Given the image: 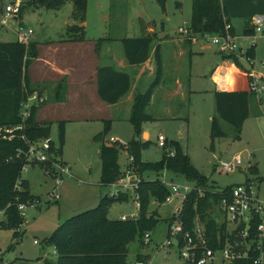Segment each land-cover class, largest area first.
Instances as JSON below:
<instances>
[{"label":"rangeland","instance_id":"rangeland-1","mask_svg":"<svg viewBox=\"0 0 264 264\" xmlns=\"http://www.w3.org/2000/svg\"><path fill=\"white\" fill-rule=\"evenodd\" d=\"M232 1L237 3V0ZM8 6L13 9L19 7V14L6 17L5 9ZM235 7V15L232 18L240 21L252 16L254 12L251 5L247 3L244 6L236 4ZM191 8L192 0H87L83 24L85 40L93 49L95 41L108 38L111 44L122 52L121 39L141 36L139 19L145 22L146 27H155L157 35L162 39L166 36L175 39L179 27L190 25ZM72 10L71 2H66L58 11H52L38 3H32L31 0H0V42L18 41L16 32L20 28L31 30L33 34L28 43L36 44L37 58L47 59L52 51L45 47L46 44L57 41L61 39V34H66L64 24L66 22L73 24ZM14 17L17 18L16 21ZM2 20H5V25H1ZM59 51L50 58H58L64 54ZM81 54L84 55V49L76 46L64 57L67 56L70 61L69 66L75 68L76 58L72 59L71 55L77 57ZM185 59L187 66L189 65L187 75L190 76L191 89L187 112H181L180 117L173 119L172 117L177 115L174 113L175 110L171 116L166 113L165 104L160 103V99L156 98L152 102L146 112L153 120L142 124L141 137L147 134V140L150 142L149 147L142 151V161L156 163L164 152L172 151L169 147L164 148L159 145L158 136H162L167 145L171 142L178 143L188 155L193 167L206 177L208 183L216 190L264 176V118L261 115L247 118L238 138L232 127L219 120L218 124L226 136L216 138L211 149L210 123L211 118L217 115L213 99L215 85L210 80V75L214 66L222 61L216 47L210 41L203 39L196 40ZM38 64L33 60L27 68L29 89L43 91L49 85L44 86L34 81L37 75L33 77L31 74L33 69L38 70ZM93 66V60H86L85 70H90ZM31 77H33L32 80ZM233 79L238 81L240 77L235 74ZM162 80L166 83V73ZM54 91L55 88L51 89L53 97L50 101L48 100L47 108L55 102L53 101L56 97ZM61 100H64V96L60 97ZM84 100L90 102L89 99L84 98ZM78 101V104H76L77 100H71V103L63 107H54L58 111L54 110L52 115H45L47 114L45 107L42 111L43 119L36 116L37 120L44 122L49 118L53 119L55 114L63 118V146L58 160L65 165L68 173L60 178L57 177L58 171L55 167L48 173H45L38 165L25 167L22 178L28 182L33 200L24 205L23 210L18 209L20 223L14 229H3L6 219L3 211L0 210V264H18L22 260L42 264L45 259L55 260V250L44 247L42 241L54 233L62 222L76 214L96 208L100 199L105 197L111 200L130 195L128 189L119 186L125 179L126 171L131 170L130 160L125 153H121L119 157V165L125 173L117 183H114L118 186H100L99 143L94 141V137L104 129L105 121L110 120L111 124L106 131L105 141L113 143V140H117L122 144L129 142L133 137V127L128 122V115H121L117 119L112 118L106 110H101L105 108L99 106L95 109L94 104H91V107L81 99ZM97 101L99 102L98 99ZM261 108L259 107L260 110ZM50 138L56 145L58 144L55 123L51 126ZM237 155L242 159L240 169L229 173L220 171L219 165L230 163ZM249 155H251V164H254L255 172L249 169L247 160ZM58 179H60L59 182ZM174 183L183 184L185 181L176 179ZM127 199L128 202L118 199L112 201L107 211L109 220H118L121 216L137 219L139 212L130 205L131 199ZM180 207L178 199L160 206L151 203L149 212L156 210L159 223L150 233V241L147 245L141 247L135 241L128 246L129 262L136 260L139 255L149 264H182L177 245H164L167 240L166 221L171 220L175 210ZM213 214L222 220L223 216L216 210ZM15 232L18 236L13 238L12 235ZM34 240L37 244L33 243Z\"/></svg>","mask_w":264,"mask_h":264},{"label":"trees","instance_id":"trees-1","mask_svg":"<svg viewBox=\"0 0 264 264\" xmlns=\"http://www.w3.org/2000/svg\"><path fill=\"white\" fill-rule=\"evenodd\" d=\"M32 3L45 7L47 10L58 11L66 2L72 4L71 19L73 24L66 27V34L63 35V42H86L84 21L87 10V0H31ZM17 19V18H16ZM141 23V36L137 38H123L120 40L122 53L128 66H139L149 59L157 34L146 33L145 22ZM229 22L228 12L219 0H192L191 21L188 26L192 34L200 36L203 34H221L224 23ZM252 30H246L245 34H251ZM111 40L99 39L95 41L94 51L98 54L103 42ZM154 53V79L144 92H135L128 122L133 127L132 139L125 143L105 141L106 131L111 121L107 120L104 129L94 137L99 143L100 163V186L107 187L117 183L124 176L119 165L121 153H125L130 160L129 167L133 178H139L138 194L140 209L137 219L109 220L107 218L108 207L113 200L128 202L127 197H116L115 199H101L96 208L87 210L72 216L62 222L54 233L42 241L44 247L55 250V260L45 259L42 264H128V246L137 241L143 247L145 234L151 233L159 219L156 210L149 212L151 203L160 206L169 195V188L163 180L174 182L176 179L193 183L203 189H214L208 179L202 176L191 164L188 155L176 142L164 148H171L172 151L164 152L161 159L156 163L142 161V151L149 147V140L141 139L142 124L150 122L153 118L146 110L151 105V99L155 88L166 87L163 80L162 59L160 48L156 45ZM38 56L36 44L15 42H0V130L13 129L12 138L3 131L0 134V210L3 211L6 222L3 229H14L20 223L18 212L19 205L28 204L33 200L28 187V182L22 178V172L28 165H38L48 173L51 171L50 164H31L26 160V154L30 143L50 137L51 126L55 122H40L36 119L38 108L31 110L30 117L22 124L20 118V103L27 94L41 91L29 89L27 68ZM248 56L253 57V52ZM223 59H230L222 56ZM233 61V60H232ZM236 67L242 68L239 61L234 60ZM96 94L98 99L105 105L117 104L127 95L132 86L130 76L123 71H118L113 66H99L95 71ZM188 80L185 108H178L177 115L187 112L188 108ZM64 92L63 82L55 86V95L61 97ZM214 107L217 117L211 118L209 138L211 149L216 138H224L226 135L221 130L218 121H223L233 128L236 137L242 130L243 123L249 117V104L251 96L241 91H215L213 93ZM59 101V100H58ZM43 105V104H42ZM179 111V112H178ZM173 113V112H172ZM183 113V114H184ZM64 121H58L57 126V147L51 146L54 154L61 155L63 146ZM55 143L52 141V145ZM255 167L249 168L255 172ZM154 177V178H152ZM218 198L215 195L206 193L199 197L193 193L181 205L178 220L182 225L183 232L192 231L196 218L205 225L210 246L218 228H220L208 212ZM175 218L166 221L168 227L174 223ZM2 225V223H1ZM223 226H221V229ZM13 238L18 233H13ZM136 260H143L137 255ZM38 261V260H37ZM18 264H36L32 261L22 260Z\"/></svg>","mask_w":264,"mask_h":264},{"label":"built area","instance_id":"built-area-1","mask_svg":"<svg viewBox=\"0 0 264 264\" xmlns=\"http://www.w3.org/2000/svg\"><path fill=\"white\" fill-rule=\"evenodd\" d=\"M17 14H19V7L16 9L10 6L6 7V17L16 16ZM1 25H5V20H2ZM250 30H252L251 34L244 33L242 36V39L247 41L245 47L240 44L239 38L233 33L228 21L224 23L221 34H203L199 38L210 41L220 55L233 61L237 60L240 64L246 66L244 71L247 77V93L254 97L258 107H262L260 111L264 118V15L253 17ZM178 33L186 36L194 43L197 40L196 35L192 34L188 27H179ZM32 34L31 30L21 28L16 32L18 41L24 44L28 43ZM259 41L263 43V57L257 60L254 51ZM249 52H253V57L248 56ZM45 101L44 96L39 95L37 92L27 94L20 103L21 123L23 124L30 117L32 108L41 106ZM19 128L21 126L13 129ZM13 129L2 130L5 134L10 135L8 140L12 138ZM2 131L0 130V134ZM164 142V138L158 136V143L161 147H163ZM55 145H52L50 137L30 143L26 160L31 164H50V169L55 167L58 171L57 177L61 178L63 174L68 173V170L64 164L59 163V155L51 151V146L57 147ZM251 159V155H249L247 158L249 168L254 167V164H251ZM241 165L242 159L237 155L233 157L230 163L219 165V169L222 172L229 173L235 169H240ZM125 174V179L119 186L129 190L131 205L139 211V178H133L131 170L126 171ZM163 183L170 191L164 203H170L174 199H178L182 205L186 198L194 192L199 197L210 193L217 196L218 200L213 203L208 212L212 215L216 210L217 213L223 216L222 220L215 217L214 214L212 216L214 222L220 228L217 229L213 244L210 246L205 225L198 218L194 221L192 231L183 232L182 225L177 217L181 207L174 213L176 221L167 228V240L164 245H177L182 264H264V177H256L243 184H235L221 190L203 189L188 182L177 184L163 180ZM24 208L23 205L18 206L19 210ZM120 219L126 220L128 218L121 216ZM221 226H223L222 229ZM177 236L180 237V241L177 240ZM143 241L144 243L150 241V233L144 235ZM33 243L37 244V241ZM128 264L149 263L144 260H134Z\"/></svg>","mask_w":264,"mask_h":264},{"label":"crops","instance_id":"crops-1","mask_svg":"<svg viewBox=\"0 0 264 264\" xmlns=\"http://www.w3.org/2000/svg\"><path fill=\"white\" fill-rule=\"evenodd\" d=\"M219 1L221 5L227 9L229 23L232 27L233 33L239 38V42L243 47L247 46V41L243 40L242 36L246 30L250 29L253 17L257 15H264V0H237V3H233L232 0ZM246 3L251 5V7L254 9L252 16L245 18L243 21L233 19L232 17L235 15L236 4L244 6ZM64 25L66 29L67 26L72 24L66 22ZM154 28L155 27L152 26L146 27L145 32L157 34ZM177 34L175 39L169 36H166L162 39L161 36L157 35V39L153 44L149 59L147 62L139 66H128L124 60L123 53L117 50V48L111 44V41L110 43L103 42L100 46L98 54H96L94 52V47L92 49L89 43L63 42L64 40L62 37L64 34H61V39L54 42H48L45 47L51 49L52 53L50 56H53L54 53L58 52L59 50V52H64V54L58 58H50V56L47 59L37 58L35 60L36 64L40 63L37 66L38 70L33 69L31 73L33 77L37 75V77H34V81L44 86L45 84L49 85L48 88H44V90L41 91V95L44 96L46 102L39 106L40 108H38L37 113L38 118L43 119L42 117L44 113H42V111L45 107L47 108L48 100L50 101L53 97L51 96V89L53 90L56 84L60 81L63 82L64 85V92L62 95L64 96V100L60 101L59 96L57 97L59 101H55V97L53 100L55 101L53 102L54 104L50 105V108L46 109L47 114L45 115H52L54 110L58 111V109H54V107H63L66 104L71 103V100H77L76 104H78V100L81 99L86 105L89 104L91 106V104H94L95 109H97L99 106L100 108H105L101 110H106V113L111 115L112 118L117 119L120 118L121 115L125 114L129 116L134 93L146 91L154 79L155 62L153 50L155 49L156 45H158L160 48L163 73H166V87L159 86L155 88L152 95L151 104L156 98L160 99V103L165 104L164 108H166V113L169 114H171L173 110L177 111L176 109L178 108H185L187 106L185 103L187 84H185V82L186 75L188 74L187 70L189 68V65L187 66L185 56L188 54V52H190L191 46L195 43L188 38H182L183 36L178 33V30ZM199 37L200 36H196V39H200ZM76 46H81L84 49V55L81 54L77 57L75 55H71L72 59L76 58L75 69L73 66H69L70 61L68 60L67 56L64 57V55L68 53V51L74 49ZM218 55L222 62L214 66L213 72L210 75V80L215 85L214 92L241 91L247 93V77L244 71L246 66L241 63L242 68H238L231 59H223L222 55L219 53ZM254 56L257 60H260L263 57V43L261 41L258 42L257 50L254 51ZM88 59L94 61V66L90 70H85V62ZM99 66H113L118 71L126 72L131 78L132 86L130 92L115 105H105L97 97L95 71ZM235 74L240 77V80L234 81L233 76ZM33 77H31V80ZM188 89L191 94L190 76L188 80ZM84 98L89 99L90 102H86ZM249 112L248 118L261 115V111L254 97L252 96L249 104ZM58 116L59 114H55L53 119L49 118L46 122H55L56 124L58 121L63 119L62 117ZM39 119L38 121H40ZM42 121L43 120L40 122ZM141 139L144 141L147 140V134H144L143 138L141 137ZM98 159H100V157H98ZM178 209H176L175 212H177Z\"/></svg>","mask_w":264,"mask_h":264},{"label":"water","instance_id":"water-1","mask_svg":"<svg viewBox=\"0 0 264 264\" xmlns=\"http://www.w3.org/2000/svg\"><path fill=\"white\" fill-rule=\"evenodd\" d=\"M14 19V21H16V17L15 18H13ZM106 198V197H105ZM132 206V205H131ZM177 240L178 241H180V237L179 236H177Z\"/></svg>","mask_w":264,"mask_h":264}]
</instances>
